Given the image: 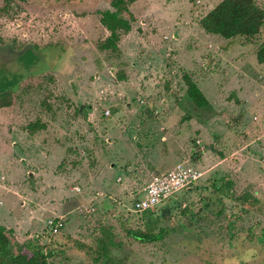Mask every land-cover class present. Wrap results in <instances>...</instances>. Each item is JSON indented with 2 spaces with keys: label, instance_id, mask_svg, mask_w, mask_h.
<instances>
[{
  "label": "rangeland",
  "instance_id": "obj_1",
  "mask_svg": "<svg viewBox=\"0 0 264 264\" xmlns=\"http://www.w3.org/2000/svg\"><path fill=\"white\" fill-rule=\"evenodd\" d=\"M119 1L131 21L112 52L100 19ZM220 1L0 0V94L13 95L0 107V225L15 242L49 244L50 264H92L78 244L106 229L125 264H264V28L204 32ZM35 121L44 128L28 133ZM179 163L200 180L133 213L144 185ZM136 230L162 238L135 241Z\"/></svg>",
  "mask_w": 264,
  "mask_h": 264
},
{
  "label": "trees",
  "instance_id": "obj_2",
  "mask_svg": "<svg viewBox=\"0 0 264 264\" xmlns=\"http://www.w3.org/2000/svg\"><path fill=\"white\" fill-rule=\"evenodd\" d=\"M134 1L130 0L131 3ZM120 2L113 4L114 10L106 11L100 19L102 25L110 33L105 42L100 44L101 49L112 50V52L116 49L118 50L117 43L119 42L120 33H124L129 29V22L131 21L129 8L128 6L124 8L129 13V19L126 20L119 17L122 12L120 9L122 5L118 4ZM199 25L204 32L226 40L234 38L253 39L264 28V11L257 5L256 0H222L201 18ZM255 55L256 61L264 65V39L258 44ZM184 81L187 85L186 94L192 103L197 108L206 107L208 101L197 84L187 74H184ZM12 96L9 93L0 94V107L10 106L13 99ZM38 128L42 129L44 126L40 122L35 121L29 124L26 130L28 133H35ZM220 181L223 182L222 180ZM213 188L220 192L219 187L214 186ZM208 207L214 209L217 208V205L214 202L204 204V209H208ZM220 211H217V213L219 214ZM63 226L64 224L59 228V231ZM48 234L54 236L49 230ZM127 235L135 241L147 243L155 242L162 238L160 234L141 230L127 231ZM94 242L93 245L77 243L83 252L90 255L92 264H125L111 254L114 240L109 230L103 229L100 231ZM16 243L12 231L0 225V264H50L49 259L53 253L51 248L47 249L49 244H42L38 239H32L22 244ZM13 246H15L16 252H14Z\"/></svg>",
  "mask_w": 264,
  "mask_h": 264
},
{
  "label": "built area",
  "instance_id": "obj_3",
  "mask_svg": "<svg viewBox=\"0 0 264 264\" xmlns=\"http://www.w3.org/2000/svg\"><path fill=\"white\" fill-rule=\"evenodd\" d=\"M109 115V111H105ZM202 172L190 165L179 163L167 172L153 177L142 188L143 196L132 204L133 213H143L156 208L174 198L180 191L187 189L202 177ZM78 190V189H77ZM86 212L93 210H85ZM62 217L49 219L47 226L51 234L55 235L62 227Z\"/></svg>",
  "mask_w": 264,
  "mask_h": 264
}]
</instances>
